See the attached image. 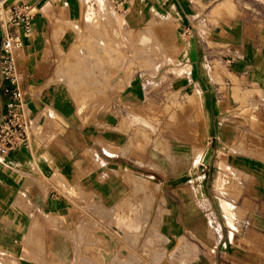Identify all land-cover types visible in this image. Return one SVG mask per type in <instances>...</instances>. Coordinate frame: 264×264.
<instances>
[{"label":"crops","instance_id":"obj_1","mask_svg":"<svg viewBox=\"0 0 264 264\" xmlns=\"http://www.w3.org/2000/svg\"><path fill=\"white\" fill-rule=\"evenodd\" d=\"M16 1L40 126L0 157V264H264V0ZM120 21L153 65L89 48Z\"/></svg>","mask_w":264,"mask_h":264},{"label":"built area","instance_id":"obj_2","mask_svg":"<svg viewBox=\"0 0 264 264\" xmlns=\"http://www.w3.org/2000/svg\"><path fill=\"white\" fill-rule=\"evenodd\" d=\"M37 14L38 8L29 2L0 0V24L4 27L0 37V73L6 97L0 118V157L27 145L40 126L28 114L17 64V53L23 46L22 30L30 31ZM210 223L218 235L220 229L212 214Z\"/></svg>","mask_w":264,"mask_h":264},{"label":"rangeland","instance_id":"obj_3","mask_svg":"<svg viewBox=\"0 0 264 264\" xmlns=\"http://www.w3.org/2000/svg\"><path fill=\"white\" fill-rule=\"evenodd\" d=\"M101 5V14H102V21L105 23L107 11L105 9V3L100 4ZM89 16L92 14H95L97 11L93 8V6L90 7L89 10ZM100 13V11H98ZM97 18V17H96ZM99 18V17H98ZM100 19V18H99ZM108 23V26L103 25H92L89 26L93 31L92 34L97 33L98 31L95 30H103V32H109L110 30V21H106ZM119 41L118 42H111V41H104V42H96L91 41L89 42V48L91 50H97L100 51V53H105L107 50L117 49L119 53V57L117 58V61L121 65H130V66H137V65H143L145 63V59L142 57L143 53H149L150 55V63L153 65L158 60V46L159 42L157 40L151 41L150 45L148 47H144L142 42L134 41V35L132 31H130L127 26L121 25V21L119 24ZM153 34V33H152ZM87 44V43H86ZM96 65H104L105 62L98 63L95 62Z\"/></svg>","mask_w":264,"mask_h":264},{"label":"bare ground","instance_id":"obj_4","mask_svg":"<svg viewBox=\"0 0 264 264\" xmlns=\"http://www.w3.org/2000/svg\"><path fill=\"white\" fill-rule=\"evenodd\" d=\"M157 233V232H156Z\"/></svg>","mask_w":264,"mask_h":264}]
</instances>
